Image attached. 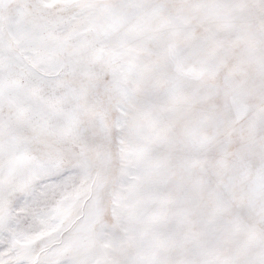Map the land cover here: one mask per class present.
<instances>
[{
    "label": "snow or ice",
    "instance_id": "obj_1",
    "mask_svg": "<svg viewBox=\"0 0 264 264\" xmlns=\"http://www.w3.org/2000/svg\"><path fill=\"white\" fill-rule=\"evenodd\" d=\"M0 264H264V0H0Z\"/></svg>",
    "mask_w": 264,
    "mask_h": 264
}]
</instances>
